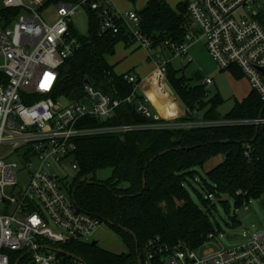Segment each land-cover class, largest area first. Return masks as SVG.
Wrapping results in <instances>:
<instances>
[{
  "label": "built area",
  "instance_id": "obj_1",
  "mask_svg": "<svg viewBox=\"0 0 264 264\" xmlns=\"http://www.w3.org/2000/svg\"><path fill=\"white\" fill-rule=\"evenodd\" d=\"M79 10L93 16L98 37L124 31L130 42L146 51L153 49L136 12H120L112 0H0V264H86L43 248L63 250L91 238L104 225L76 208L69 186L64 188L51 171L65 164L77 171L78 139L190 127L147 124L153 116L149 99L143 96L135 102L134 91L124 101L111 100L84 83L73 98L53 97L59 69L81 46L72 27ZM187 13L219 69L237 67L264 102V76L259 71H264V0H189ZM195 37L192 30L181 44L165 42L163 47L183 56ZM153 63L161 85L166 62L157 53ZM125 80L138 89L136 78L125 76ZM210 84L211 80L204 81L205 86ZM126 104L146 123L80 127L86 119L110 120ZM250 124L264 126V119ZM214 238L209 235L204 248ZM153 244L149 242L146 249ZM151 257L147 255L141 264H149ZM163 264H264V232L231 249L173 250Z\"/></svg>",
  "mask_w": 264,
  "mask_h": 264
},
{
  "label": "trees",
  "instance_id": "obj_2",
  "mask_svg": "<svg viewBox=\"0 0 264 264\" xmlns=\"http://www.w3.org/2000/svg\"><path fill=\"white\" fill-rule=\"evenodd\" d=\"M136 14L140 30L150 40L152 48H160L165 42L179 45L185 35L194 30L184 2L172 8L166 0H149ZM88 20V37L76 34L80 49L59 69L53 97L73 98L75 92L81 93L87 81L111 100L124 101L133 91L134 101L141 99L143 96L125 80V76L130 75L116 76L106 62L114 46L119 42L129 44L130 36L121 31L98 37L97 25L90 13ZM168 69L166 65V78L180 99L185 103L193 99L195 95L184 87V78H177ZM257 119H264V102L257 95L249 96L234 113L225 117L228 121ZM164 122L152 116L147 124ZM128 124L139 123H135L125 105H121L112 119H86L80 127ZM216 157H222V161L205 170ZM75 158L77 171L69 188L76 208L109 227L126 247V253L114 255L86 246L87 257L94 259V262L88 260V264H138V257L143 263L149 254L152 255L149 264H163L173 250L202 249L208 236L216 235L211 222L216 205H212L209 197L228 196L227 201L220 204L227 210L229 199L233 200L235 208H240L264 195V126L254 124L146 129L123 135L82 137L76 141ZM105 170L111 171L110 177L97 180L96 175ZM197 170L204 172L205 177H201L200 182L196 181ZM191 180L199 185L201 193L191 185ZM188 188L196 195L199 205ZM120 228L130 231L134 237ZM149 242L155 243L151 250L146 249ZM74 245L63 250L77 256ZM158 249H162L161 254L156 253Z\"/></svg>",
  "mask_w": 264,
  "mask_h": 264
},
{
  "label": "crops",
  "instance_id": "obj_3",
  "mask_svg": "<svg viewBox=\"0 0 264 264\" xmlns=\"http://www.w3.org/2000/svg\"><path fill=\"white\" fill-rule=\"evenodd\" d=\"M123 1V0H122ZM187 2L189 0H186ZM185 1V2H186ZM117 10L120 12H127L124 8H118L117 4L114 0H112ZM176 7V6H175ZM173 8V7H172ZM124 9V10H123ZM191 21V20H190ZM192 23V22H191ZM193 25V28L196 32L195 40L190 43L186 49V53L183 56L173 55L168 49L163 46L159 49V54L162 59L166 62L168 66V70L171 74L176 76L177 78H184L185 83L184 87L186 91L190 92V94L195 95L193 99L187 100L191 104L189 105L186 101L183 102L178 96L177 92L172 88L171 84L166 78L161 82V85L157 83L155 77V65L153 63L154 56L150 55L151 51H146L140 48L137 44L130 42L129 44H125L124 42L117 43L113 51L106 56V62L111 67L113 73L116 76H121L124 74H129L139 81L138 83V93L141 96H145L149 98V109L153 116L158 117L160 120L165 121L163 123L166 127H174V125H188L189 128H223V127H232L236 125H251V121H228L225 120V117L231 113L235 112L237 106L241 105L245 100L248 99L251 95H257L251 88V91L246 94L242 100L238 99L235 95L230 101L234 102L233 108L221 116L218 113V108L224 104V100L222 97V87L216 82L214 79L205 77L204 72H201V66H192L194 60L188 58V54L192 55L195 59L197 57L200 59L205 48L204 40L202 39L199 32H197V26ZM262 26L264 27V20L262 21ZM202 44V45H200ZM210 57V56H209ZM211 58V57H210ZM174 61H178L181 65L186 64L184 70L174 69L173 63ZM214 62V61H213ZM215 63V62H214ZM216 64V63H215ZM190 65L193 67L190 69ZM220 70V69H219ZM186 71L188 75H186ZM224 71H231L238 78L246 79L240 70L237 67H231ZM200 73L201 80L196 81L193 79L194 73ZM206 79L211 80V84L208 86L204 85V81ZM247 80V79H246ZM248 81V80H247ZM168 84L173 95H170L165 90V84ZM249 83V82H248ZM215 87L216 90H212ZM212 91H215L212 93ZM213 94V95H212ZM200 95V97L198 96ZM179 120V121H178ZM228 122L230 124L223 125L222 123ZM174 129L175 128H169ZM188 129V128H182Z\"/></svg>",
  "mask_w": 264,
  "mask_h": 264
},
{
  "label": "rangeland",
  "instance_id": "obj_4",
  "mask_svg": "<svg viewBox=\"0 0 264 264\" xmlns=\"http://www.w3.org/2000/svg\"><path fill=\"white\" fill-rule=\"evenodd\" d=\"M114 1L116 2L117 7L120 9L124 8L132 12H140L146 7V4L149 0ZM185 1L186 0H166L167 4L173 8L183 2L187 4L188 2ZM72 27L79 37L85 39L88 37V17L84 10H79V12L73 17ZM158 52L159 49H152L150 55L154 56ZM187 54L189 59H191L192 61L194 60L192 66H199V68L201 66L202 69L199 70H202L201 72L205 71L203 73L205 77L214 79L217 87L218 84L221 85V94L225 102L218 108V113L221 116L225 115L233 108L234 102L230 101L233 96L236 95L238 99L242 100L243 97L251 91L249 83L246 79H243L242 77L238 78L231 71L221 72V70H219V67L209 57L206 50L202 54L201 58H198L199 62L196 61L197 57H195L194 59L190 52ZM185 66L186 64L181 65L178 61H174L173 63L174 69L184 70ZM192 66L190 65V69L193 68ZM185 74L188 75V72L186 71ZM212 90H216L215 87H213ZM214 92L215 91H212V93ZM221 161L222 157H216L212 159L206 165L205 170H209L215 167ZM51 171L55 172L59 176L64 188L66 185L70 187L75 178V173L66 164L61 168H52ZM197 172L198 175H196V181L200 182L201 177H205L204 172L201 170H197ZM21 174L22 173H20V179L22 177ZM110 174V170L101 171L96 175V179L99 181L106 180L110 177ZM23 179H26V175ZM190 183L199 193H201L198 184L194 183L192 180L190 181ZM188 190L190 191L193 200L199 205L196 195L192 193L190 188H188ZM211 200L213 203L214 199L211 198ZM211 220L213 228L216 231L215 238L209 243L208 246H206L205 248L202 247V249L196 251L202 252L206 249L215 250L218 248L231 249L239 247L245 244L251 236L264 232V195L258 200H251L246 205V210L245 206L235 208L232 199L228 200L227 210H225L220 204H217L215 209L212 210ZM93 241L97 242L96 246L94 247H97L98 249H101L108 253L114 255H121L123 253H126V247L124 246L120 237L109 227L103 225L93 233L91 238L87 240H81L78 243H74L75 245L73 248L75 249L77 256L87 264L89 263L88 260H90V262H94V259L87 257L84 248L91 245Z\"/></svg>",
  "mask_w": 264,
  "mask_h": 264
},
{
  "label": "water",
  "instance_id": "obj_5",
  "mask_svg": "<svg viewBox=\"0 0 264 264\" xmlns=\"http://www.w3.org/2000/svg\"><path fill=\"white\" fill-rule=\"evenodd\" d=\"M259 71H260L261 74L264 76V71H263V70H259ZM193 79L196 80V81H200V80H201V75H200V73H198V72L194 73V75H193ZM85 84H88V82L85 81ZM165 90H166L170 95H173V92L171 91V89H170V87H169V85H168L167 83L165 84ZM74 94H76V92H75ZM125 107H126V109L128 110V112L130 113V116H131V118L133 119V121H134L135 123H139V124H144V123H146V119H145L144 117H142L141 115H139V114L137 113V111L133 108V106H132L131 104H126ZM162 154H163V153H162ZM162 154H159L158 156H160V155H162ZM143 186H144V183H143ZM71 199H72V201H73V194H71ZM227 199H228V196H224V197H222L221 199H214L212 205H217V204L224 203L225 201H227ZM73 203H74V201H73ZM74 204H75V203H74ZM120 229H121L122 231H124V232H126V233H128V234H130L131 236L134 237V235H133L130 231H128V230H126V229H123V228H120ZM96 244H97V242H96V241H93V242L91 243V246L94 247V246H96ZM136 247H137V242H136ZM43 248H44V249L52 250V251H54V252H56V253H58V254H60V255H64V256L69 257V258H72V259L82 260V259H80L79 257H77V256H75V255H73V254H70V253H68V252H65V251L62 250V249H52V248H49V247H43ZM17 263H18V262H17ZM17 263H16V264H17ZM137 263H138V264H141V260H140L139 257H138V259H137Z\"/></svg>",
  "mask_w": 264,
  "mask_h": 264
},
{
  "label": "bare ground",
  "instance_id": "obj_6",
  "mask_svg": "<svg viewBox=\"0 0 264 264\" xmlns=\"http://www.w3.org/2000/svg\"><path fill=\"white\" fill-rule=\"evenodd\" d=\"M149 99V98H148Z\"/></svg>",
  "mask_w": 264,
  "mask_h": 264
}]
</instances>
